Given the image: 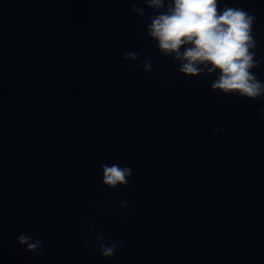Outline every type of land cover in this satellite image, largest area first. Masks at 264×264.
Returning <instances> with one entry per match:
<instances>
[{
  "label": "clouds",
  "instance_id": "9594fccd",
  "mask_svg": "<svg viewBox=\"0 0 264 264\" xmlns=\"http://www.w3.org/2000/svg\"><path fill=\"white\" fill-rule=\"evenodd\" d=\"M143 7L133 3L131 12L143 18L145 8L155 14L149 17L146 35L154 42L160 54L178 62L177 71L187 77L201 75L214 76L211 90L226 96L236 95L249 100L264 99V81L253 71L264 58H257V41L253 26L256 17L243 7H229L221 0H141ZM141 53L128 51L121 56L125 61H138L130 72L135 74L139 68L145 74L154 71L151 61L140 59ZM264 118V107L258 109ZM220 131L219 128L214 132ZM227 131V129H225ZM102 183L115 189L127 187L132 177V169L118 163L102 164ZM120 206L130 208L127 201ZM80 223H85L80 221ZM89 231L95 232L91 221L86 222ZM35 232L25 231L17 237V243L25 250L39 256L43 250L41 240L35 239ZM95 241L104 239L103 233L95 236ZM86 241L85 248L93 247ZM121 241L99 244L103 258L112 259Z\"/></svg>",
  "mask_w": 264,
  "mask_h": 264
}]
</instances>
